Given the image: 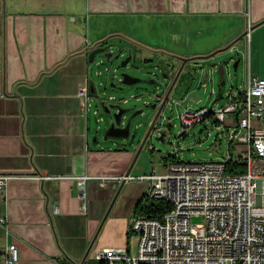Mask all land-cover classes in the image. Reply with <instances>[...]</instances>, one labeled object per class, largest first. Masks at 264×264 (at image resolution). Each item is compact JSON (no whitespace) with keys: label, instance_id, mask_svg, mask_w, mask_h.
<instances>
[{"label":"crops","instance_id":"1","mask_svg":"<svg viewBox=\"0 0 264 264\" xmlns=\"http://www.w3.org/2000/svg\"><path fill=\"white\" fill-rule=\"evenodd\" d=\"M110 35L124 37L132 52L141 43L177 59L242 39L249 48L242 82L230 86L244 85L246 65L264 78V0H85L84 9L69 11L47 0H0V173L17 175L0 191V217L7 219L0 253L14 244L16 264H79L89 241L97 243L95 254L128 247L113 244L115 235L104 243L98 237L117 219L119 235H127L142 180L131 175L128 150L99 139L77 97L95 82L89 52ZM128 170L131 180L115 178ZM82 174L89 177L85 212L73 178ZM119 205L129 206L124 212Z\"/></svg>","mask_w":264,"mask_h":264},{"label":"built area","instance_id":"2","mask_svg":"<svg viewBox=\"0 0 264 264\" xmlns=\"http://www.w3.org/2000/svg\"><path fill=\"white\" fill-rule=\"evenodd\" d=\"M246 32L243 37H247ZM247 40V38H246ZM248 56V42L244 45ZM213 91V90H212ZM80 105L86 107L90 96L85 87L78 90ZM163 94L154 98L158 106ZM224 103L215 109L213 126L231 128L229 146L234 138L239 152L218 160L183 161L176 152L165 164V173L142 174L151 179L148 196L161 198L170 205L160 218L133 216L132 232L138 235L137 253L129 255L127 246L104 247L95 254L108 264H264V78L252 76L246 65L242 87L230 86ZM183 104V99L174 100ZM184 110L179 115L182 130L199 122V113ZM152 150V146L149 147ZM240 162L243 168L226 171L227 162ZM14 173H0V191H4ZM38 178H61L39 175ZM80 189V210H86L84 183L89 177H73ZM118 181L132 176L115 177ZM104 180V177L102 178ZM115 186V185H114ZM203 216L204 224H194L191 216ZM0 217V224H6ZM14 244L0 253V264H16Z\"/></svg>","mask_w":264,"mask_h":264},{"label":"rangeland","instance_id":"3","mask_svg":"<svg viewBox=\"0 0 264 264\" xmlns=\"http://www.w3.org/2000/svg\"><path fill=\"white\" fill-rule=\"evenodd\" d=\"M51 7L63 8L67 11L75 10L80 7L84 9L85 0H47ZM108 38V37H107ZM102 42V41H101ZM100 42V43H101ZM127 41L122 36L110 35L105 43H110L106 46V51H113V55L110 59H106L103 52L95 54V58L90 64L92 65V77L95 81V93L90 94V100L86 106V115L89 117V121L95 132L98 133L99 139L105 135L110 123L114 120L113 113L117 110V107L126 109L124 121L130 119V131L135 133L134 139L127 141L123 139H111L109 145L117 148L123 146L131 153V163L134 162V167L131 171V175L139 176L141 174H150L152 172L156 174L165 173V163L162 156H166L170 152H176V158L183 161H205V160H218L222 156H227L228 153L239 152L240 146L236 145L233 138L230 142V129L231 128H217L213 126L211 116L205 117L195 123L192 127L186 129L185 133L178 137V134L183 131L181 126V119L179 115L184 112L185 109L194 111L196 109L206 107L210 111L216 107L222 105L225 101L224 92L230 85L239 86L242 82L243 70V51L244 40L238 39L236 41L235 48L226 53L224 56L215 57L209 59L208 63H217L223 58L228 59V71L230 74L224 75L223 83L218 81L216 72L212 74V77L208 78L205 86H199L200 77L191 80L189 73L183 74L182 81H191V88H197L200 100L195 103L189 102L185 104L187 94L186 90L182 87V81L176 85L170 94L169 101L166 102L163 107V111L160 112L158 117L159 128H154L146 139L143 141L145 132L147 131L151 119L153 118L156 109L151 108V104L154 102V96L152 91L156 90L155 84L148 83H136L133 85H123L121 90H111L105 88L104 83L110 78L115 81L120 79V72H127L132 76H137L143 79H156L158 81L166 82V79L162 77V70L164 72L175 71V65H177L176 57L166 55V52H154L143 48L141 43H134V63L132 60L128 62L126 66H121L120 61L126 56L127 51L123 50L122 54L115 58L114 54L117 52L118 47H125ZM139 45V46H138ZM240 56L241 59L238 64V69L234 73L231 68V64L236 57ZM203 61L199 60V64ZM193 63L188 61L187 69L190 71ZM164 68V69H163ZM213 90V91H212ZM183 99V104H176L173 101ZM110 105H113L111 107ZM105 107L109 108V111H105ZM136 110H140L139 113L132 116V113ZM172 113V117L168 122L166 116ZM102 116L101 121H97V118ZM124 125V124H122ZM159 131L164 132L163 139H158ZM113 141V143H112ZM116 145V146H115ZM152 146V150H150ZM134 160V161H133ZM124 182V181H123ZM151 185V179H142L140 188L144 193H148ZM116 192V191H115ZM124 202L123 204H126ZM129 205H119V210L126 211ZM116 209V205L111 208ZM112 212H110L111 214ZM190 221L194 224H204L205 219L203 216H191ZM131 220L129 219L126 224V233L123 237L119 235V228H122L121 220H111L109 229L106 234L101 237V233L98 237V241L101 243L106 242V238L114 236L113 244L128 245L129 255L135 256L137 253L138 235L132 232L130 229ZM112 224V225H111ZM129 224V225H128ZM104 227V226H103ZM106 227V226H105ZM102 228V229H105ZM93 242V241H92ZM89 241L91 249L89 250L83 264H96L99 260L95 257L96 241L93 243ZM95 244V245H94ZM85 256L81 257L83 259ZM78 259V260H80ZM77 260V261H78Z\"/></svg>","mask_w":264,"mask_h":264},{"label":"water","instance_id":"4","mask_svg":"<svg viewBox=\"0 0 264 264\" xmlns=\"http://www.w3.org/2000/svg\"><path fill=\"white\" fill-rule=\"evenodd\" d=\"M236 45V41L232 42L228 45H226L223 48H220L216 51H214L211 54L205 55V56H200V57H191V58H182V65L179 67L178 73L176 75V77L174 78V80L169 83V75L168 73H162V77L164 79H166V82H162V81H158L156 79H143L137 76H132L130 74H128L127 72H120V79L118 81H115L113 78H110L107 82L104 83L105 88L111 89V90H121L123 85H133L136 83H148V84H155L156 85V90H153L151 93L154 96V98L158 95L163 94V98L161 103L156 106V103H152L150 106L153 109H156V112L149 124V127L147 129V131L145 132V135L143 137V141L146 139V137L148 136V134L150 133V131H152L154 129V122L155 119L157 118L158 114L161 112V110L163 109V107L165 106L166 102L169 101L170 98V94L172 92V90L176 87L177 84V77L179 75V72L182 69V66L184 63L188 64V61H192L193 65L190 68L191 70L189 71L187 69L186 74L189 73L191 80H193L194 78H197L198 76L200 77V81L199 84L197 85V88L199 86H205L206 81L208 80V78L212 77V74L214 73V71L217 74L218 77V81L220 83H223V79H224V75L226 74H230V72L228 71V59L227 58H223L221 60H219L217 63H208L206 61H208L209 59L215 58V57H220V56H224L226 53L232 51L235 48ZM123 50L127 51L126 56L120 61V65L121 66H126L128 64V62L130 60H132V62L134 63V53L131 51V49H128L126 47L122 48V47H118L117 52L114 54L115 58H118ZM103 52L104 56L106 57V59H110L111 56L113 55V51H106V46H100V47H96L94 49H92L89 54H88V61L92 62L94 60L95 54ZM241 57L238 56L234 59V61L231 64V68L232 71L235 73L238 69V64L240 61ZM199 60L203 61L201 64H199ZM187 68V66H186ZM182 87L185 88L186 92L185 94H187L186 100H185V104H188L189 102L191 103H195L196 101L200 100V96L198 94V90L197 88H191V81H186L183 80L182 82ZM95 82H90L89 84V95L90 94H94L95 93ZM111 107H113V105H110ZM105 111H109V108L105 107ZM125 112L126 109L122 108V107H117V110L113 113V121L110 123L109 127L107 128L105 135L103 136L104 139H108L107 137L110 138H114V139H123V140H127L130 141L132 139H134L135 137V133L130 131V119H128V121H124L123 118L125 117ZM140 110H136L132 113V116L139 113ZM172 116V114L170 115ZM169 118V117H168ZM98 121V120H97ZM124 124V125H122ZM153 126V127H152ZM164 137V133L162 131H159L158 133V139H163ZM94 140L96 139V137L93 138ZM111 140V139H108ZM134 161V160H133ZM129 174V170L127 171V173L125 175ZM123 182V181H122ZM120 190V187L118 188L114 198H116V196L118 195ZM86 257V256H85ZM85 257L80 261L79 264H82V262L85 260Z\"/></svg>","mask_w":264,"mask_h":264},{"label":"trees","instance_id":"5","mask_svg":"<svg viewBox=\"0 0 264 264\" xmlns=\"http://www.w3.org/2000/svg\"><path fill=\"white\" fill-rule=\"evenodd\" d=\"M105 45V42L102 43V46ZM164 163L166 164L169 161H173L169 155L162 156ZM234 167L243 168L242 163L240 162H227L226 171H232ZM170 205L167 201H164L161 198L148 196L146 193L142 194L139 200L136 202L133 209V216H148L153 218H160L166 211H168ZM129 233H127V236ZM99 261L96 264H108L105 259H98ZM84 261L82 262V264ZM61 264H78L74 261H61Z\"/></svg>","mask_w":264,"mask_h":264},{"label":"flooded vegetation","instance_id":"6","mask_svg":"<svg viewBox=\"0 0 264 264\" xmlns=\"http://www.w3.org/2000/svg\"><path fill=\"white\" fill-rule=\"evenodd\" d=\"M133 53H134V51H133ZM176 61H177V65H175V71L173 70H171L170 72H164L163 70H162V73L164 72V73H168V75H169V83H171L173 80H174V78L176 77V75H177V73H178V70H179V67L182 65V59H176ZM186 66H187V64L186 63H184L183 64V66H182V69H181V71L179 72V75H178V77H177V84L179 83V82H181L182 80V76H183V74H186V71H185V69H186ZM164 69V68H163ZM164 79V78H163ZM154 103V102H153ZM163 111V109L161 110V112ZM172 113H170L169 115H167L165 118H166V120L169 122L170 121V119H171V117L172 116H170ZM160 116V113L158 114V116H157V118L155 119V122H154V124H153V126H154V128H159V124H158V117ZM209 116H211V117H213L214 118V115L213 114H210ZM169 117V118H168ZM152 120V119H151ZM152 126V127H153ZM164 133V132H163Z\"/></svg>","mask_w":264,"mask_h":264},{"label":"bare ground","instance_id":"7","mask_svg":"<svg viewBox=\"0 0 264 264\" xmlns=\"http://www.w3.org/2000/svg\"><path fill=\"white\" fill-rule=\"evenodd\" d=\"M210 114H213L214 118H216V111L204 110L199 113V120L208 117Z\"/></svg>","mask_w":264,"mask_h":264}]
</instances>
